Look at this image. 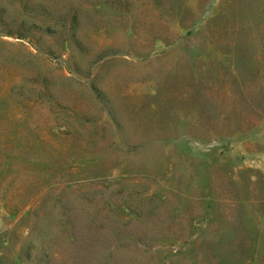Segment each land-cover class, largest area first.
<instances>
[{
    "label": "rangeland",
    "instance_id": "obj_1",
    "mask_svg": "<svg viewBox=\"0 0 264 264\" xmlns=\"http://www.w3.org/2000/svg\"><path fill=\"white\" fill-rule=\"evenodd\" d=\"M0 264H264V0H0Z\"/></svg>",
    "mask_w": 264,
    "mask_h": 264
}]
</instances>
